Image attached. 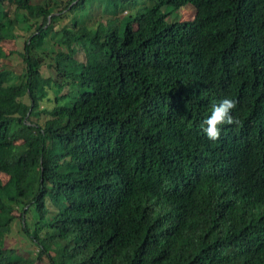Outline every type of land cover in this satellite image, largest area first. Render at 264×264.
I'll return each mask as SVG.
<instances>
[{
  "label": "trees",
  "instance_id": "trees-1",
  "mask_svg": "<svg viewBox=\"0 0 264 264\" xmlns=\"http://www.w3.org/2000/svg\"><path fill=\"white\" fill-rule=\"evenodd\" d=\"M0 264H264V0H0Z\"/></svg>",
  "mask_w": 264,
  "mask_h": 264
},
{
  "label": "clouds",
  "instance_id": "clouds-1",
  "mask_svg": "<svg viewBox=\"0 0 264 264\" xmlns=\"http://www.w3.org/2000/svg\"><path fill=\"white\" fill-rule=\"evenodd\" d=\"M236 101L225 98L212 106L210 115L203 121V133L210 141H217L221 136V126L238 123L233 119L232 110L236 107Z\"/></svg>",
  "mask_w": 264,
  "mask_h": 264
},
{
  "label": "rangeland",
  "instance_id": "rangeland-1",
  "mask_svg": "<svg viewBox=\"0 0 264 264\" xmlns=\"http://www.w3.org/2000/svg\"><path fill=\"white\" fill-rule=\"evenodd\" d=\"M189 17H190V18L193 17L192 13H190ZM18 32L20 33L21 37H19V38L16 40V43H15V44H14L13 41H11L10 43H11L13 46H14V45H15V46L18 45V49H19V50H22V49H23V45H24V40H25V38H23L24 36H22V35H23V32H22V31H18ZM11 59H12V63H13V65H15L16 63H20L21 60H22L21 57L18 56V55H13V56L11 57ZM7 245H8V246H11V245H12V246L16 247V249L18 248L17 250H19V251H20V249H22V248H26V245L21 243V234L18 233L17 228H14L13 232H12L11 235L8 237V239H7Z\"/></svg>",
  "mask_w": 264,
  "mask_h": 264
}]
</instances>
